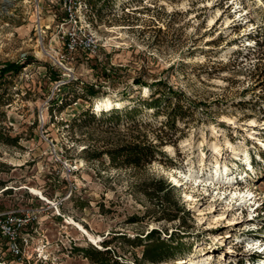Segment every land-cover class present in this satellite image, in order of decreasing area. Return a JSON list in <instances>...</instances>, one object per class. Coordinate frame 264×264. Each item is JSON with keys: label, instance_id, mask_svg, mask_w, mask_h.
<instances>
[{"label": "rangeland", "instance_id": "374dc122", "mask_svg": "<svg viewBox=\"0 0 264 264\" xmlns=\"http://www.w3.org/2000/svg\"><path fill=\"white\" fill-rule=\"evenodd\" d=\"M95 8L101 46L73 53L64 70L47 55L63 49L58 0H0V66L23 64L0 76V213L36 216L18 232V256L0 231V264H92L81 249L102 243L124 264H187L180 259L203 251L210 264L264 263V0ZM90 84L96 94L86 97ZM159 88L160 106L148 107ZM107 98L110 109L93 110ZM88 108L97 118L118 113L113 128L82 123ZM135 135L160 151L145 167H114L107 154L87 159ZM216 169L232 179L204 181ZM158 179L179 212L145 195ZM230 190L247 200L238 204ZM153 231L172 249L152 262L143 250Z\"/></svg>", "mask_w": 264, "mask_h": 264}, {"label": "trees", "instance_id": "16d2710c", "mask_svg": "<svg viewBox=\"0 0 264 264\" xmlns=\"http://www.w3.org/2000/svg\"><path fill=\"white\" fill-rule=\"evenodd\" d=\"M97 1L104 0H89L92 9L95 8V2ZM22 66L23 64L19 61H7L0 66V76L6 77L16 74ZM134 83L139 85H145L143 81L136 78L134 79ZM65 85L66 84H64V86ZM85 88L86 97H90L96 94V89L94 88V85H86ZM156 90L157 91L153 93L150 99L145 101L148 107H159L163 100L162 98H164L163 96H165L164 94L161 95L163 89L159 88ZM175 108V105L174 107H171L170 112ZM90 110L91 109L88 108L80 114V116H83L84 118L83 120H81L82 123L94 120H98L103 123L107 120L110 123L109 128H113V125H111V120L118 118V113L111 112L108 116H105L104 118H97L95 114ZM134 111L135 108H130L128 109L127 113H133ZM74 120L76 121L77 118H75ZM138 125H140V123L132 124V126L135 127ZM159 153L160 151L155 143H152L146 137L140 139L137 135H135L128 139H124L121 142L108 145L103 149L94 150L89 155H87V159H96L102 154H107L110 164L114 167L143 168L146 165L152 163V161L157 158L156 156ZM168 187H170L169 184L166 183L163 179L151 180L149 183H147V185L143 187V191L149 199L155 198L162 205L167 204L169 206H173V210L179 212L180 209L177 206V202H171L169 199H167ZM175 218L176 217L174 216L171 219ZM148 238H151L152 241L146 243L145 245V248L143 250L144 260L153 262L167 255L171 251L172 243H166L162 240H159L157 231H153V233H150L148 235ZM104 247H107V245L102 243V248L90 245L89 247L82 248L81 250H83L85 255L89 257L92 264H124L118 261V259L112 257L109 248Z\"/></svg>", "mask_w": 264, "mask_h": 264}, {"label": "built area", "instance_id": "2783aa9c", "mask_svg": "<svg viewBox=\"0 0 264 264\" xmlns=\"http://www.w3.org/2000/svg\"><path fill=\"white\" fill-rule=\"evenodd\" d=\"M58 2L60 13L57 15L56 28L58 37L62 38L63 49L48 51L47 55L53 60L54 65L68 70L64 63L73 53L81 51L95 54L101 44L91 28L93 12L89 0H58ZM35 217L32 209L0 213V231L8 238V249L12 255L21 254L17 241L18 232Z\"/></svg>", "mask_w": 264, "mask_h": 264}, {"label": "bare ground", "instance_id": "6f19581e", "mask_svg": "<svg viewBox=\"0 0 264 264\" xmlns=\"http://www.w3.org/2000/svg\"><path fill=\"white\" fill-rule=\"evenodd\" d=\"M144 91L145 92H147L148 91V88H144ZM99 100V99H98ZM112 104H113V102L110 100V99H105L104 101H96L95 103H94V108H93V110H101L103 107L104 108H109L110 109V107L112 106ZM229 121V120H228ZM231 121V120H230ZM255 124V122H254V120H250V125H254ZM253 128V127H252ZM252 131V130H251ZM250 134V133H249ZM252 136V135H251ZM262 142V141H261ZM229 147H230V149L232 150V155L234 156H232L233 158H237L238 157V155L240 154L239 153V151L235 148V147H233L232 146V144L230 143V141L229 140H227V143H226ZM263 146H264V142H263ZM218 151V150H217ZM245 154V153H244ZM247 160V159H246ZM218 166V165H217ZM218 168V167H217ZM186 176H187V174H185ZM189 176H191V174L189 175ZM198 176H196L195 178H197ZM222 179H224V181L225 180H230V179H232V177H230V176H228V175H225V174H223L221 171H219L218 169H216L215 171H214V173H212L211 175H210V177L207 179V180H205L204 179V181H208L209 182V184H214V185H216L217 183H220V182H222V181H220V180H222ZM176 181V180H175ZM220 181V182H219ZM206 184H207V182H206ZM249 192V191H248ZM229 193H231L233 196H237L236 198L239 200V203L238 204H241V203H243V202H245L247 199H246V196H245V194L246 193H240V192H237V191H234V192H232V190H230L229 191ZM252 193V192H251ZM186 195V194H185ZM246 195H248V194H246ZM223 215L221 214V217H222ZM218 217H220V216H218ZM220 217V218H221ZM207 254V252H205V251H203V252H200V254L198 255L200 258H198L197 259V257H190V258H187V259H184V258H181L180 259V263H187V264H210L211 262H210V259H209V255L207 256L206 255ZM262 264H264V263H262Z\"/></svg>", "mask_w": 264, "mask_h": 264}]
</instances>
